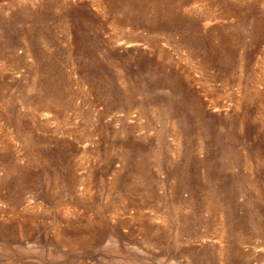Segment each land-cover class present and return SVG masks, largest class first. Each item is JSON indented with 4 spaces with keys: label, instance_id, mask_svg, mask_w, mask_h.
<instances>
[{
    "label": "rangeland",
    "instance_id": "obj_1",
    "mask_svg": "<svg viewBox=\"0 0 264 264\" xmlns=\"http://www.w3.org/2000/svg\"><path fill=\"white\" fill-rule=\"evenodd\" d=\"M0 264H264V0H0Z\"/></svg>",
    "mask_w": 264,
    "mask_h": 264
}]
</instances>
